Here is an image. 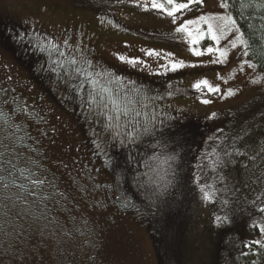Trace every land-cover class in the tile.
Listing matches in <instances>:
<instances>
[{"label": "rangeland", "instance_id": "1", "mask_svg": "<svg viewBox=\"0 0 264 264\" xmlns=\"http://www.w3.org/2000/svg\"><path fill=\"white\" fill-rule=\"evenodd\" d=\"M84 3L101 10L0 0V264H223L225 219L264 144V71L239 43L241 29L215 21L213 40L199 19L227 13L238 26L234 12L221 0H193L174 16L149 4ZM182 24L189 31L177 32ZM60 78L69 86L59 90ZM114 104L126 124L108 117ZM175 111L200 114L209 132L186 169L205 189L181 236L143 191L149 178L155 198L183 192L155 186L160 151L145 143ZM150 214L168 231L163 257Z\"/></svg>", "mask_w": 264, "mask_h": 264}, {"label": "trees", "instance_id": "2", "mask_svg": "<svg viewBox=\"0 0 264 264\" xmlns=\"http://www.w3.org/2000/svg\"><path fill=\"white\" fill-rule=\"evenodd\" d=\"M97 1L101 4L114 1L121 4L139 3L138 5L142 6L145 4L152 6V0ZM183 1L185 0H175L176 3ZM226 1L229 8L234 12L239 29L245 35L249 58L264 71V0ZM77 2L95 10H101L94 3H84V0H77ZM156 2L171 6L167 4L166 0H156ZM181 113L186 114V118H173L166 129L161 132H153L154 136L145 143L154 147L151 149L154 152L153 156L160 151L158 159L160 163L156 173H158L159 179V167L161 166V178L158 180L159 182H155V186L183 187V192L173 193V191H170L169 194L155 198L153 194L156 187L149 188V178H145L148 183L144 188L141 186L143 183L139 184V200H142V187L145 193L144 202L148 200L147 206L149 208L151 206L156 207L161 223L167 229L172 227L173 231L180 234V236L182 234L186 235L185 230L188 229L190 215L205 189L203 182L196 177L191 178L189 176L190 172L186 169L192 162H195L200 148L209 138L207 137L209 132L206 130L204 122L206 118H200L202 116L200 114L197 116L196 113ZM192 115H194V118ZM138 150L141 152L140 149ZM138 150L133 151L137 152ZM150 154L147 155L148 158L152 157ZM169 156H175L176 159L168 160L165 163L166 158ZM187 179L189 181H186ZM142 180L141 182H144ZM168 181L170 183H167ZM144 202L142 201V203ZM149 221L153 223L150 230L157 251L160 250V255L163 257L166 252L161 249V236L168 231L162 226L159 230L158 223L151 214ZM178 227L181 228V231ZM262 228H264V144L259 148L256 163L233 202L230 215L225 219L223 264H264V230H261Z\"/></svg>", "mask_w": 264, "mask_h": 264}, {"label": "snow or ice", "instance_id": "3", "mask_svg": "<svg viewBox=\"0 0 264 264\" xmlns=\"http://www.w3.org/2000/svg\"><path fill=\"white\" fill-rule=\"evenodd\" d=\"M168 5H171V10H169L168 8L165 7V4L163 3H157L156 0H152V7L153 8H158V9H163L165 12L168 13V15L170 16H174L175 13H177L178 11H180L181 9H186L189 7V4L193 2V0H188L187 3H176L175 0H166ZM196 2L202 3L203 0H196ZM221 7L222 8H227L228 4L226 2H224V0H221ZM200 21H203L205 23L208 24V31L212 34V39L213 40H218L219 36L216 34V32L214 31V23L215 21H222L223 22V28L227 30V32H231L233 29H235L236 31H239L238 26L236 25V21L233 19V17L230 14H217V15H210V16H201ZM195 23L194 21H188L187 24H192ZM177 32H187L189 31L187 26L182 24L179 28L176 29ZM227 32L225 34H227ZM190 34V33H189ZM201 35H203V33H201ZM238 41L240 44L244 45L245 48H247V42L243 39V33L240 34V36L238 37ZM195 43V41H193ZM67 43V41L65 42ZM236 44L233 43V47H235ZM53 48L56 47V45L52 46ZM194 51H196L194 49ZM208 51L211 52L213 51L212 48H208ZM151 54V53H149ZM197 55H200L201 53H199L198 51L196 52ZM221 55H224V53H221ZM121 59H124L123 57H121ZM182 66V62L181 63H176L173 64L172 67L173 69L177 68V67H181ZM201 84H207V81H201L200 83H198L197 85H195L197 88H199L201 86ZM210 90L215 91L216 89H212L211 86ZM147 131V129H146ZM176 157L175 156H169L166 158L165 163H167L168 160H175ZM167 183H170V181H168ZM205 198H209V194L205 193ZM218 220L220 218H217ZM261 230H264V228H262ZM257 243H259V241H257Z\"/></svg>", "mask_w": 264, "mask_h": 264}, {"label": "flooded vegetation", "instance_id": "4", "mask_svg": "<svg viewBox=\"0 0 264 264\" xmlns=\"http://www.w3.org/2000/svg\"><path fill=\"white\" fill-rule=\"evenodd\" d=\"M131 74H133V75H137V74H134L133 73V71H131ZM69 76V75H68ZM78 76H80V75H78ZM142 79H147V76H145V75H139ZM144 77V78H143ZM143 80V81H144ZM67 78L66 79H61L60 78V81H58V82H55L56 83V85H58V89L59 90H61L65 85H64V83L66 84V86H69L68 85V83H67ZM147 82H151V84H153V85H157V87H160V86H163V82L161 83V82H158V81H155V79H152V78H150V79H147V81L145 80L144 81V83H147ZM164 85H166V84H164ZM60 86V87H59ZM94 87V89H96V90H98L97 92H98V96H102V95H105V94H107V96H108V98H109V100H110V95H109V93L106 91V89H105V87L104 86H102V85H100V86H93ZM86 89V91H84V89H81V96H82V92H85V94H86V99L91 103L92 101H91V97H95V96H93V95H91L90 94V92H89V90H88V88L87 87H85ZM81 105H83V103L81 104ZM89 106L91 105V104H88ZM115 105V104H114ZM71 108V107H70ZM88 109V108H87ZM72 110V109H71ZM74 110V109H73ZM76 112V111H75ZM109 114H108V117H109V115H110V117L109 118H117V117H119V121L118 122H120L121 124H126V121L123 119V116L119 113V108H118V106H117V104L115 105V106H112V109H110V110H108L107 111ZM76 116H79V114H78V112H76ZM186 116V114H184V113H180V112H174V114L172 115V118H186L185 117ZM190 117H191V115H189ZM188 117V116H187ZM192 117L194 118V115H192ZM125 118V117H124ZM21 157V156H20ZM20 157H18V158H20ZM22 166V168L23 167H26V166H23V165H21ZM27 166H29V165H27ZM97 169L99 168V166H97L96 167ZM14 168H12V170H13ZM14 170H16V169H14ZM24 169H22V170H19V172H22ZM12 178V177H11Z\"/></svg>", "mask_w": 264, "mask_h": 264}]
</instances>
